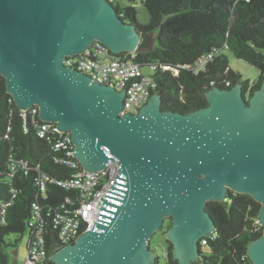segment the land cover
<instances>
[{"label": "water", "instance_id": "obj_1", "mask_svg": "<svg viewBox=\"0 0 264 264\" xmlns=\"http://www.w3.org/2000/svg\"><path fill=\"white\" fill-rule=\"evenodd\" d=\"M95 42L132 53L141 34L110 0H0V75L17 107L38 106L42 121L69 132L84 171L119 161L97 222L57 247L54 264H156L149 240L168 218L173 258L193 264L201 239L216 232L208 202L229 191L261 204L263 233L247 251L264 264V81L251 96L242 83L214 87L190 113L162 110L157 92L125 112V89L66 63Z\"/></svg>", "mask_w": 264, "mask_h": 264}, {"label": "trees", "instance_id": "obj_2", "mask_svg": "<svg viewBox=\"0 0 264 264\" xmlns=\"http://www.w3.org/2000/svg\"><path fill=\"white\" fill-rule=\"evenodd\" d=\"M141 1L149 12L146 24L138 21L134 5L124 6L122 0H110L122 19L135 23L140 31L141 42L135 51V60L144 67L157 65L153 74L157 86L153 94L161 95L162 110L190 113L203 108L208 105L206 93L214 87L232 88L242 83L248 96L261 87L264 81V0ZM227 50L255 67L259 71L257 80L244 79L240 72L233 70ZM208 54L213 57L204 69L185 67L196 65ZM119 55H129V52ZM162 65L178 69V74L170 68L163 69ZM35 120L43 123L38 115ZM32 121L31 116L23 118L0 75V218L4 215L2 204L12 201L5 220L0 222V264H9L7 248L13 245L7 242L10 235L22 236L29 231L31 236L29 222L36 202L55 208L74 193L50 184L48 199L40 194L38 169L57 179H68L72 172L54 161V156L60 152L53 150L52 142L38 136ZM58 136L55 134L53 140ZM11 159L27 161L30 169L18 167L12 176L8 164ZM207 210L215 221L216 232L205 237L208 242L200 245L201 257L193 264H254L247 249L263 233L259 221L261 204L249 194L229 191L226 201H210ZM171 224L168 218L159 230L164 237ZM47 229L48 254L40 264H54L52 256L57 247L68 245L60 242L52 220ZM166 243L167 264H178L173 258L172 244L167 239ZM205 247L209 248V253L204 251Z\"/></svg>", "mask_w": 264, "mask_h": 264}, {"label": "built area", "instance_id": "obj_3", "mask_svg": "<svg viewBox=\"0 0 264 264\" xmlns=\"http://www.w3.org/2000/svg\"><path fill=\"white\" fill-rule=\"evenodd\" d=\"M213 54L204 55L194 66H185L189 69H204L212 59ZM135 52L129 55L114 54L101 42H95L88 50L67 58V65L89 75L92 79L114 86L118 91L125 89L124 111L137 113L139 109L153 95V90L157 83L153 77L157 65H148L151 74L143 72L142 66L136 60ZM163 69L170 68L175 74L178 69L162 65ZM23 118L31 116L33 124L39 137L52 142L55 152H60L54 156V161L64 165L71 170V177L68 179L51 178L49 175L39 171L37 185L40 194L47 200V190L50 184L57 185L74 193L64 199L56 206H42L41 203L34 204L32 218L29 222L31 236L29 237L28 253L26 264H40L47 259L48 248L46 234L48 224L51 222L58 229V237L61 243L69 244L75 241L84 231L91 229L99 218V212L106 193L114 185L119 172V161L109 162L107 167L100 171H84L80 162L74 157V144L69 132H61L55 123L41 121L39 123L35 117L39 116L38 106H33L28 110H21ZM27 128V127H26ZM55 134L59 136L53 140ZM11 175L14 176L18 167L29 170L30 166L24 160H10L8 162ZM16 192L14 193V197ZM12 201L2 204V214L0 222L5 220L7 207ZM54 213V214H53ZM201 244H207V238L201 239Z\"/></svg>", "mask_w": 264, "mask_h": 264}, {"label": "rangeland", "instance_id": "obj_4", "mask_svg": "<svg viewBox=\"0 0 264 264\" xmlns=\"http://www.w3.org/2000/svg\"><path fill=\"white\" fill-rule=\"evenodd\" d=\"M122 4L124 6L134 5L136 7L138 12L137 18L141 24H146L149 22V12L141 0H137L136 2L122 0ZM226 54L229 58L230 67L233 70L240 72L244 79H250L252 82L257 80L259 71L255 67L241 59H237L228 50L226 51ZM143 72L145 74H151V70L148 67H144ZM28 241L29 231H26L22 236L18 234H12L7 238V242L13 243L12 246L7 248L9 264H26ZM150 247L156 252L158 256L157 264H167V258L164 255L167 249V243L165 237L159 231L150 240ZM204 251L206 253L210 252L209 248L206 247L204 248Z\"/></svg>", "mask_w": 264, "mask_h": 264}, {"label": "crops", "instance_id": "obj_5", "mask_svg": "<svg viewBox=\"0 0 264 264\" xmlns=\"http://www.w3.org/2000/svg\"><path fill=\"white\" fill-rule=\"evenodd\" d=\"M28 243H29V241H28Z\"/></svg>", "mask_w": 264, "mask_h": 264}]
</instances>
